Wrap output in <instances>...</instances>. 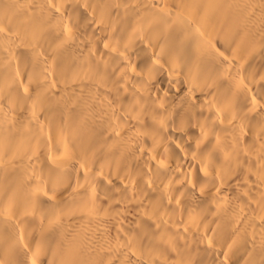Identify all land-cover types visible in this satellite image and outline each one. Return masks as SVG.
I'll list each match as a JSON object with an SVG mask.
<instances>
[{
    "label": "bare ground",
    "instance_id": "1",
    "mask_svg": "<svg viewBox=\"0 0 264 264\" xmlns=\"http://www.w3.org/2000/svg\"><path fill=\"white\" fill-rule=\"evenodd\" d=\"M0 264H264V0H0Z\"/></svg>",
    "mask_w": 264,
    "mask_h": 264
}]
</instances>
